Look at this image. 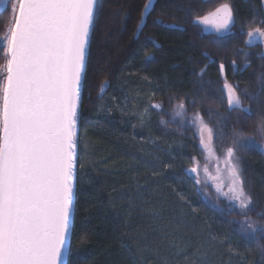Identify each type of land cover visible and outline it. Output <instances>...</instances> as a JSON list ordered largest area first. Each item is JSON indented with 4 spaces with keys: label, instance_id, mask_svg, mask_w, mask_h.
<instances>
[{
    "label": "trees",
    "instance_id": "1",
    "mask_svg": "<svg viewBox=\"0 0 264 264\" xmlns=\"http://www.w3.org/2000/svg\"><path fill=\"white\" fill-rule=\"evenodd\" d=\"M148 1L99 0L96 9L66 264H264V238L237 231L248 221L264 224V154L233 143L235 130L264 131V47L247 36L264 30V0H156L136 37ZM223 4L233 9L230 31L206 32L198 20ZM11 27L4 8L0 38ZM5 64L0 51V69ZM224 78L251 116L229 110ZM181 102L185 116L198 112L213 128L218 151L235 147L253 201L246 214L212 187L206 197L188 171L202 149L194 127L172 118Z\"/></svg>",
    "mask_w": 264,
    "mask_h": 264
},
{
    "label": "snow or ice",
    "instance_id": "2",
    "mask_svg": "<svg viewBox=\"0 0 264 264\" xmlns=\"http://www.w3.org/2000/svg\"><path fill=\"white\" fill-rule=\"evenodd\" d=\"M98 3L0 0V7L9 9L12 20L9 34L0 38V51L6 56V64L0 69L6 73L0 77V264H66L71 253L68 237L78 163V110ZM150 7L151 0L144 5L145 13ZM210 15L218 17V31H230L234 22L231 5L223 4ZM142 28L143 22L137 31ZM247 36L248 43L264 40V30L255 27ZM232 67L237 70L235 62ZM205 70L201 69V75ZM224 71L221 63L222 77ZM107 86L105 82L100 92ZM223 90L229 110L236 108L252 115L226 78ZM176 107L178 116L186 111L183 102ZM260 123L264 124V119ZM191 124L198 128L200 145L211 152L213 128L198 112ZM233 143L264 154V144H259L255 136L243 135L242 129L235 130ZM235 147L226 150L224 163L231 179L222 195L246 214L253 201L245 189L241 158ZM188 171L197 174L198 166ZM204 172L207 175L208 169ZM195 182L200 183L198 177ZM237 231L248 239L264 238V224L254 220Z\"/></svg>",
    "mask_w": 264,
    "mask_h": 264
},
{
    "label": "rangeland",
    "instance_id": "3",
    "mask_svg": "<svg viewBox=\"0 0 264 264\" xmlns=\"http://www.w3.org/2000/svg\"><path fill=\"white\" fill-rule=\"evenodd\" d=\"M2 9H4V7H0V10ZM204 17H207L206 21H204L202 18L198 20V22L206 32H211V33L218 34L221 36V35L227 34V32L229 31V30H224V29H220L219 31L217 30L216 28V24L218 22L217 16L210 15L209 13ZM254 42L262 44V46L264 47V40L255 39ZM177 111H178L177 108H175V110L173 109L172 118H176V117L181 118L182 120L187 121L191 124V118L193 117L194 114L186 115V116L182 114L178 116L176 115ZM148 114H149V111L148 112H145V110L143 111L144 117L147 116ZM194 130L196 132L197 138L199 139V145H200V136H199L198 128L194 127ZM253 136H255V139L259 144H264V131L260 133H256V135H253ZM205 139H206V134H205ZM200 147L202 149L201 158L199 160H194L193 163L189 167L191 168L193 166H198V173L194 174V180L196 181V178L197 177L199 178L200 180V183L198 184L199 189L203 190L206 197H209L208 195L209 193L207 192L208 191L207 187L209 186V187H212L214 192L217 193V195L220 198H224L228 200L227 197L222 195V192L228 191V188L230 186V179H231L229 172L227 170V167L224 163L225 154H226L227 149L221 150V152L218 151L214 147L213 140L211 144V148H212L211 152L204 149L202 145H200ZM205 168L208 169L207 175L204 172ZM232 203H235V202H232Z\"/></svg>",
    "mask_w": 264,
    "mask_h": 264
},
{
    "label": "water",
    "instance_id": "4",
    "mask_svg": "<svg viewBox=\"0 0 264 264\" xmlns=\"http://www.w3.org/2000/svg\"><path fill=\"white\" fill-rule=\"evenodd\" d=\"M155 1H156V0H151V7H150V9L147 11V13H145V10H144V13H143V19H142V21H141L139 24H141V23L143 22V25H144L145 18H146V16L150 13V11L152 10ZM148 3H149V1H148ZM167 27H169V28H175V29H179V30H182V29H183V27L181 28V27H178V26H176V25H174V24L167 25ZM139 33H140V31H139V32L137 31L136 37L139 35ZM189 169H190V168H189ZM74 185H75V181H74ZM74 193H75V186H74ZM73 206H74V200H73ZM72 217H73V209H72ZM70 234H71V231H70ZM70 234H69V237H68V243H69V240H70ZM66 259H67V257H66Z\"/></svg>",
    "mask_w": 264,
    "mask_h": 264
}]
</instances>
